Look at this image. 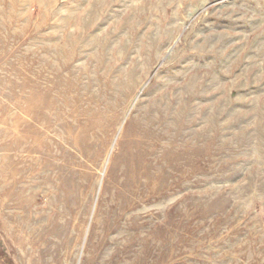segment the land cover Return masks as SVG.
Here are the masks:
<instances>
[{
    "label": "rangeland",
    "instance_id": "374dc122",
    "mask_svg": "<svg viewBox=\"0 0 264 264\" xmlns=\"http://www.w3.org/2000/svg\"><path fill=\"white\" fill-rule=\"evenodd\" d=\"M0 264H264V0H0Z\"/></svg>",
    "mask_w": 264,
    "mask_h": 264
},
{
    "label": "bare ground",
    "instance_id": "6f19581e",
    "mask_svg": "<svg viewBox=\"0 0 264 264\" xmlns=\"http://www.w3.org/2000/svg\"><path fill=\"white\" fill-rule=\"evenodd\" d=\"M21 247V246H20Z\"/></svg>",
    "mask_w": 264,
    "mask_h": 264
}]
</instances>
